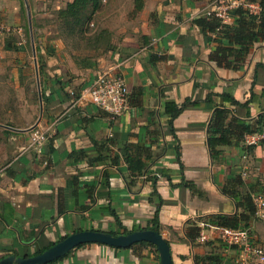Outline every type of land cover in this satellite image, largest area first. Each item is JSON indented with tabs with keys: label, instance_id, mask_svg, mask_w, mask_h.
<instances>
[{
	"label": "crops",
	"instance_id": "obj_1",
	"mask_svg": "<svg viewBox=\"0 0 264 264\" xmlns=\"http://www.w3.org/2000/svg\"><path fill=\"white\" fill-rule=\"evenodd\" d=\"M209 2L128 0L130 18L117 27L121 33L94 67L66 71L54 65V55L43 57L44 101L37 92V105L25 103L34 108L33 117L0 122V258L35 255L80 230L120 235L150 229L157 199L150 182L130 170L129 161L139 160L164 174L154 184L162 200L157 231L168 244L171 264H234L237 249L216 233L209 232L203 243L186 233L210 215L243 213L241 197L252 191L264 196L262 125L254 127L261 132L251 133L258 136L252 144L244 143L245 135L212 149L206 143L215 107L249 123L264 112V41L255 36L246 51L211 58L217 47L236 45L225 32L211 33L194 22ZM226 25L236 24L231 17ZM14 44L23 48L20 41ZM99 71L121 75L128 89L127 108L112 119L78 99ZM219 93L245 103L223 101ZM187 98L195 105L172 120L173 138L162 103ZM31 125L45 140L30 142ZM236 227L264 241V220L251 214ZM139 242H86L44 264H158L154 245Z\"/></svg>",
	"mask_w": 264,
	"mask_h": 264
},
{
	"label": "rangeland",
	"instance_id": "obj_2",
	"mask_svg": "<svg viewBox=\"0 0 264 264\" xmlns=\"http://www.w3.org/2000/svg\"><path fill=\"white\" fill-rule=\"evenodd\" d=\"M70 1L0 0V122L33 117L34 108L31 110L29 105H37V92L41 100V85H46L48 75L43 69V57L48 49L54 50V65L60 69L80 68L87 62L94 67L95 58L109 49L121 33L117 27L130 18L128 0H99L81 30L70 31L59 13ZM119 5L123 10L114 9ZM84 10L88 15L91 8ZM17 41L23 43L22 49L15 48ZM37 62L42 64L39 74ZM32 130V125L26 128L27 136Z\"/></svg>",
	"mask_w": 264,
	"mask_h": 264
},
{
	"label": "trees",
	"instance_id": "obj_3",
	"mask_svg": "<svg viewBox=\"0 0 264 264\" xmlns=\"http://www.w3.org/2000/svg\"><path fill=\"white\" fill-rule=\"evenodd\" d=\"M99 0H72L65 5V8L60 10V14H62L64 22L68 23V27L70 31H80L81 24L88 19L89 14L93 9L96 8V4ZM249 2H255L258 6V11L256 13L248 12L247 9L242 7H236L231 11V16L233 21H235V26L230 29V27L226 24H222L219 26V22L215 19H206L205 17L197 18L194 22L200 26L202 29L207 30L211 33L225 32L227 38L235 43L236 47L223 46L217 47L215 49V54L211 56L214 60H220L224 57L225 54H231V52H242L246 51L249 46L252 45V42L255 41V36H259L261 40L264 41V0H247ZM90 7L88 15L85 13L84 8ZM135 9L138 8V5H135ZM229 28V29H228ZM247 44V46L245 45ZM47 55H53L54 50L48 49L46 51ZM38 61V60H37ZM38 63V62H37ZM93 63H85L83 67H92ZM42 69V64L38 63L36 67V71L39 74ZM223 101L230 102L234 105H243V103L237 102L233 99L228 93H219L218 94ZM40 99L43 102V94L40 93ZM211 99V95L206 96V100ZM186 105H195L193 101L190 99H184L180 103H176L172 100L163 101V113L167 116L166 125L168 130L173 138H175L173 130H172V120L181 112V110L186 107ZM230 115V116H229ZM226 117H229V121L227 126H223L222 122ZM262 125L264 128V112L258 113L256 119L249 123V121L243 119H239L231 114V110L227 108H218L215 107L211 112V117L208 121L207 125V137L206 143L209 149H212L215 145H221L229 143V138L233 139L235 142L239 140H243V136L251 133H258L261 131H256L255 126ZM233 141V142H234ZM212 154V151L210 152ZM175 158L178 162L179 167L181 168V163L178 161V153H175ZM102 159V158H101ZM99 159V160H101ZM129 167L132 172L140 175L142 173L147 174L145 180H148L152 186L151 194L155 195L157 201L153 210V215L150 220L151 227L150 229L157 230L158 227V208L162 202L161 198L155 191L154 184L157 179L154 175H152V170L145 168L143 161H129ZM160 176L164 175L161 169H157L156 171ZM182 182V179L181 181ZM224 193L231 196L232 199H235L234 196L225 189H222ZM254 192V191H252ZM251 192V193H252ZM242 205L244 208V212L235 216L234 214H223L216 213L209 216L208 222L212 225L225 226L236 228L237 221L242 220L244 223L249 215L253 212V204L248 195L241 197ZM207 221V220H206ZM122 233L126 231L124 229L121 230ZM110 234L115 235L116 233L113 231H109ZM198 233V226L191 227L190 232L186 233L187 238L189 240H194ZM141 244L151 245L146 241L139 242ZM153 246V245H151ZM154 247V246H153ZM56 260V259H54ZM53 260V261H54ZM215 261L211 264H214Z\"/></svg>",
	"mask_w": 264,
	"mask_h": 264
},
{
	"label": "built area",
	"instance_id": "obj_4",
	"mask_svg": "<svg viewBox=\"0 0 264 264\" xmlns=\"http://www.w3.org/2000/svg\"><path fill=\"white\" fill-rule=\"evenodd\" d=\"M236 7L245 8L251 13H256L258 10L255 2L247 0H210L202 16L217 20L219 28L220 25L227 24L231 20V11ZM127 98L128 89L123 77L108 71L97 72L91 82L80 90L78 96L83 102L93 104L107 112L110 119L119 116L127 108ZM257 137L256 134L245 135L244 143L252 144ZM43 140H45L43 133L36 129L31 131V143H39ZM152 175L156 178L160 177L157 172H153ZM146 176L147 174L142 173L139 178L145 180ZM250 199L253 204V218L264 220V196L254 191L250 194ZM209 232L216 233L221 241L237 249L238 254L234 264H264V241L256 240L247 227L218 226L203 220L198 223L195 240L199 243L206 242Z\"/></svg>",
	"mask_w": 264,
	"mask_h": 264
},
{
	"label": "water",
	"instance_id": "obj_5",
	"mask_svg": "<svg viewBox=\"0 0 264 264\" xmlns=\"http://www.w3.org/2000/svg\"><path fill=\"white\" fill-rule=\"evenodd\" d=\"M137 241H146L154 245L158 255V264H171L168 244L161 234L153 229L131 231L115 236L95 230L75 231L35 255L15 256L9 254L0 258V264H44L86 242H99L114 247H126Z\"/></svg>",
	"mask_w": 264,
	"mask_h": 264
}]
</instances>
